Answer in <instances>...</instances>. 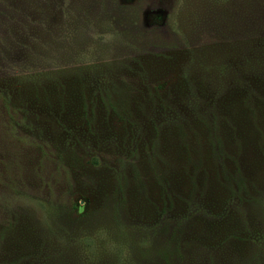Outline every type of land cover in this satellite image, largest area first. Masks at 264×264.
Listing matches in <instances>:
<instances>
[{
	"label": "rangeland",
	"instance_id": "374dc122",
	"mask_svg": "<svg viewBox=\"0 0 264 264\" xmlns=\"http://www.w3.org/2000/svg\"><path fill=\"white\" fill-rule=\"evenodd\" d=\"M0 264H264V0H0Z\"/></svg>",
	"mask_w": 264,
	"mask_h": 264
},
{
	"label": "trees",
	"instance_id": "16d2710c",
	"mask_svg": "<svg viewBox=\"0 0 264 264\" xmlns=\"http://www.w3.org/2000/svg\"><path fill=\"white\" fill-rule=\"evenodd\" d=\"M117 96V95H116ZM102 100H105L106 102H108V108H114L116 105H119L118 104V98L117 99H115L114 101H113V99L110 97V95H105V98H102ZM116 101V102H115ZM105 103V102H104ZM115 104V105H114ZM104 105V104H103Z\"/></svg>",
	"mask_w": 264,
	"mask_h": 264
}]
</instances>
